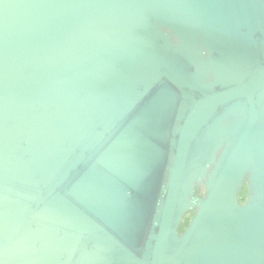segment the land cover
Segmentation results:
<instances>
[{
  "label": "water",
  "instance_id": "1",
  "mask_svg": "<svg viewBox=\"0 0 264 264\" xmlns=\"http://www.w3.org/2000/svg\"><path fill=\"white\" fill-rule=\"evenodd\" d=\"M0 264H264V0H0Z\"/></svg>",
  "mask_w": 264,
  "mask_h": 264
}]
</instances>
